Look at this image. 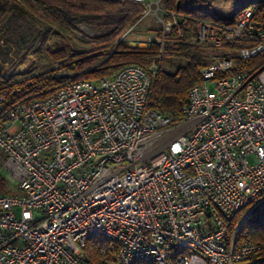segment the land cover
<instances>
[{
    "label": "built area",
    "instance_id": "1",
    "mask_svg": "<svg viewBox=\"0 0 264 264\" xmlns=\"http://www.w3.org/2000/svg\"><path fill=\"white\" fill-rule=\"evenodd\" d=\"M120 1L143 6L120 35L128 43L152 10ZM240 5L232 21L199 24L195 43L214 59L178 123L147 108L155 64L8 108L0 91L1 169L20 192L0 193V264H87L95 237L115 248V264L259 263L264 242L237 243L241 224L229 233L239 210L264 201V66L232 72L264 53V26ZM175 17H163L161 37L134 42L163 47Z\"/></svg>",
    "mask_w": 264,
    "mask_h": 264
},
{
    "label": "trees",
    "instance_id": "2",
    "mask_svg": "<svg viewBox=\"0 0 264 264\" xmlns=\"http://www.w3.org/2000/svg\"><path fill=\"white\" fill-rule=\"evenodd\" d=\"M2 1L0 4V25L7 14L6 6L10 4L12 10L22 18L29 14L48 24V32L57 29L62 33L69 34L80 23L89 24L92 19L120 16V21L113 27L115 32L109 31L107 34L102 31L98 32V34L105 33L106 35L100 38L104 45L97 54L87 56L84 53H71L67 56L68 54L59 49L50 53L53 60L59 62L67 57V61H61L58 68L19 81L10 82L0 78V91L8 92L4 108L45 99L73 81L93 80L109 76L125 64H136L143 68H149L155 64L157 71L150 83L147 108L170 117L173 123H178L182 120L181 110L186 103L187 93L192 86L199 83V70L206 65L200 60L197 48L181 44L177 49H170L166 46L167 41L176 39L184 41L186 38H193L201 22L232 21L237 11L218 14L212 8L215 1L230 7L249 1L253 8L252 19L264 26V0H161L165 22H171V14H174L179 18L178 24L173 25L170 33L165 36L166 42L163 47L155 42H150L145 48H131L127 46V42L120 39L119 35L139 20L143 10L141 4L120 0ZM119 25L120 28H117ZM54 34L59 35L57 32ZM156 35L161 37L162 30L158 31ZM174 60L180 61L177 68L170 70L165 67L166 62ZM235 64L236 70L232 71L233 73L260 69L264 66V53L248 60H236ZM1 164L0 193H5L7 181ZM248 210L249 207H245L234 215L229 227L231 235L236 231ZM244 239L264 242V201L245 216L239 226L236 242H241ZM99 246H107L109 253L99 254ZM115 253V248L103 239L93 238L86 243L87 264H115ZM259 259L258 264H264V247Z\"/></svg>",
    "mask_w": 264,
    "mask_h": 264
},
{
    "label": "rangeland",
    "instance_id": "3",
    "mask_svg": "<svg viewBox=\"0 0 264 264\" xmlns=\"http://www.w3.org/2000/svg\"><path fill=\"white\" fill-rule=\"evenodd\" d=\"M146 1L150 5L152 13L143 17L133 28L130 39L135 38L141 41V38H147L150 35L155 36L158 31L163 30L161 20L164 17V12L161 0ZM2 2L0 0V4ZM248 5H250L249 1L241 2L240 7L243 8ZM6 8L7 14L0 25V78L10 82L23 80L24 78L58 68L57 66H60L61 61H67V57L63 60L61 59L60 62L53 60L50 53L55 50L62 49L68 54L67 56L71 53H84L87 56L97 54L104 45L100 38L109 31L115 32L113 27L120 21V16L92 19L89 24L80 23L69 34H65L57 29L48 32V24L29 14L22 18L21 15L12 10L10 4ZM212 8L221 15L232 11L230 6H225L217 1L213 3ZM178 21L179 18L175 17L176 24H178ZM198 27L193 38H186L184 41L183 39L168 40L166 46L170 49H177L181 44L193 46L198 49L200 60L207 66L213 62L214 50L207 42V44H202L201 46L196 45L195 38L199 30ZM117 28H120V25ZM100 31L106 34H98ZM55 32L59 35H55ZM179 64L180 61L178 60L168 61L165 63V67L174 70ZM2 160L3 156L0 152V164ZM6 189L5 194L20 193L14 184L7 183ZM94 239L99 240L102 238L95 237Z\"/></svg>",
    "mask_w": 264,
    "mask_h": 264
},
{
    "label": "water",
    "instance_id": "4",
    "mask_svg": "<svg viewBox=\"0 0 264 264\" xmlns=\"http://www.w3.org/2000/svg\"><path fill=\"white\" fill-rule=\"evenodd\" d=\"M127 46L131 47V48H145L147 45L145 43H143V42L136 43L134 41H130V42L127 43ZM242 222H243V220L241 221V223Z\"/></svg>",
    "mask_w": 264,
    "mask_h": 264
}]
</instances>
